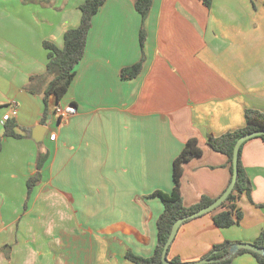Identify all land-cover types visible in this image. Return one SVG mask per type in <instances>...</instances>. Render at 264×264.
<instances>
[{
	"label": "crops",
	"instance_id": "obj_1",
	"mask_svg": "<svg viewBox=\"0 0 264 264\" xmlns=\"http://www.w3.org/2000/svg\"><path fill=\"white\" fill-rule=\"evenodd\" d=\"M85 0H0V120L16 101L15 132L0 123V264H134L151 257L164 210L156 191L173 190V163L189 139L203 154L184 166V205L219 197L230 181L227 156L209 137L241 128L245 111L264 113V0H106L92 19L82 61L59 104L45 96L44 42L62 49ZM144 26L146 42L140 45ZM143 60L141 74L120 77ZM77 114L60 122L58 105ZM43 126L42 143L33 130ZM56 134L51 141L50 135ZM49 159L28 198L41 153ZM252 183L242 221L218 228L213 214L181 226L170 258L198 261L224 241L254 243L264 232V141L242 151ZM233 264H259L248 253Z\"/></svg>",
	"mask_w": 264,
	"mask_h": 264
},
{
	"label": "trees",
	"instance_id": "obj_2",
	"mask_svg": "<svg viewBox=\"0 0 264 264\" xmlns=\"http://www.w3.org/2000/svg\"><path fill=\"white\" fill-rule=\"evenodd\" d=\"M105 2L106 0H85L83 4H81L80 24L77 28L68 30L65 33L64 47L62 49L52 43L44 42V48L48 51L47 75L53 76L52 81L47 87L44 99V121L47 119L49 114L48 97L53 96L56 99V103L59 104L66 96L75 77V68L84 57L87 38L92 27V19ZM204 2L208 7L210 6V2L208 0H204ZM135 7L142 19L145 20L151 10L152 0H137ZM139 38L140 45L143 48L146 42V31L144 26L141 27ZM142 69L143 60L133 66L122 69L120 77L123 80L135 79L141 74ZM15 128L16 122L13 119L8 121L5 124V136L20 138L21 136L15 132ZM258 131H264V113L249 109L245 111V123L243 127L233 131H228L220 136L208 138V146L215 152L224 154L228 158L225 167L229 169L231 177L227 188L231 184L234 173L233 154L236 142L240 137ZM257 138L264 141V135ZM245 144L239 151L238 175L233 192L218 209L209 213L213 214V222L218 228H228L238 225L243 219V213L238 208L237 201L242 195H246L249 199L251 198L253 189L252 183L242 163V151ZM1 150L2 143L0 141V152ZM202 154L203 151L199 146V141L195 138L189 139L173 163V190L170 193L156 191L151 195L152 197H159L164 206V210L157 221V245L154 254L151 257H142L128 251L126 254L127 260L134 264H163L161 260L162 252L169 239L174 223L182 217H187L212 205L225 193L227 188L219 197L215 199L202 196L196 204L190 207H186L184 205L181 191V179L183 176L184 166L192 160L201 157ZM48 159V152L41 153L38 156L36 161L37 174L27 181L28 198L30 197L33 189L40 183L41 171L44 169ZM191 220L193 219L187 220L184 224ZM234 244L235 242L232 241H224L223 243L213 247L210 253L201 259L208 258L216 260V262L211 264H233L234 259L237 256L248 253L251 254L259 264H264L263 256L249 250H240L237 254L231 255V247ZM253 244L259 248H264V232L260 234ZM169 253L170 249L168 251L167 258L171 263H185L178 257L170 258Z\"/></svg>",
	"mask_w": 264,
	"mask_h": 264
},
{
	"label": "water",
	"instance_id": "obj_3",
	"mask_svg": "<svg viewBox=\"0 0 264 264\" xmlns=\"http://www.w3.org/2000/svg\"><path fill=\"white\" fill-rule=\"evenodd\" d=\"M45 134H46V131H45L44 127L38 126L33 130V140L36 143L40 144L43 142ZM262 135H264V131H258V132L246 134V135H244L238 139V141L236 142V145L234 147V154H233L234 173H233V178H232L231 184L229 185V187L227 188L225 193L219 199H217L212 205H210L206 208H203L200 211L193 213L192 215H189L187 217H182L174 223L172 230H171V233H170V236H169V239H168L167 243L165 244L163 252H162L161 260H162L163 264H173L167 258L168 251H169L170 246L173 243L175 237L177 236L181 226L184 224V222H186L189 219H194V218H197V217H200V216H203V215H206L208 213L215 211L216 209H218L222 205V203L224 201H226L228 196L233 192L236 181H237V175H238V155H239L240 148L249 140H251L253 138L260 137ZM240 250H249V251L255 252V253L264 257V248H259L258 246L254 245L253 243H235L231 247V251H230L231 255L237 254ZM214 262H216V260L204 258V259H200L198 261L185 262V263H181V264H211Z\"/></svg>",
	"mask_w": 264,
	"mask_h": 264
},
{
	"label": "built area",
	"instance_id": "obj_4",
	"mask_svg": "<svg viewBox=\"0 0 264 264\" xmlns=\"http://www.w3.org/2000/svg\"><path fill=\"white\" fill-rule=\"evenodd\" d=\"M10 112L5 114L1 120L0 123L5 126V124L18 117L19 109L16 101H11L9 104ZM55 114L57 115L60 122H67L71 117L75 116L77 114V109L74 105H58L55 108ZM50 140L55 141L56 140V134L52 133L50 135Z\"/></svg>",
	"mask_w": 264,
	"mask_h": 264
}]
</instances>
